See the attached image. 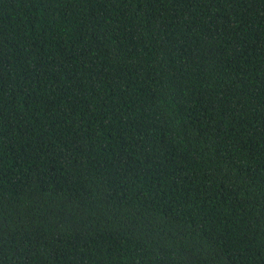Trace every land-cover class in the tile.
<instances>
[{
    "label": "trees",
    "instance_id": "1",
    "mask_svg": "<svg viewBox=\"0 0 264 264\" xmlns=\"http://www.w3.org/2000/svg\"><path fill=\"white\" fill-rule=\"evenodd\" d=\"M0 264H264V0H0Z\"/></svg>",
    "mask_w": 264,
    "mask_h": 264
}]
</instances>
